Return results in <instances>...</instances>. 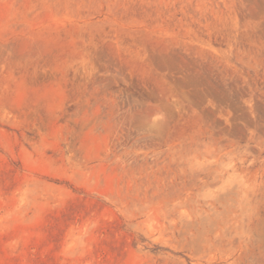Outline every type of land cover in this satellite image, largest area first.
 Here are the masks:
<instances>
[{"label":"rangeland","instance_id":"1","mask_svg":"<svg viewBox=\"0 0 264 264\" xmlns=\"http://www.w3.org/2000/svg\"><path fill=\"white\" fill-rule=\"evenodd\" d=\"M0 264H264V0H0Z\"/></svg>","mask_w":264,"mask_h":264}]
</instances>
